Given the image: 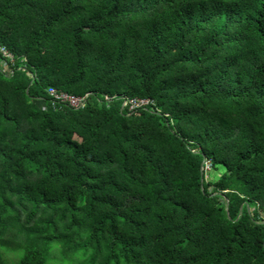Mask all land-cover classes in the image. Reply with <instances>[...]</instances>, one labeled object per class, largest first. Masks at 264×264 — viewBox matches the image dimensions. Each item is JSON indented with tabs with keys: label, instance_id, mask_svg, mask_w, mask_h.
Returning a JSON list of instances; mask_svg holds the SVG:
<instances>
[{
	"label": "trees",
	"instance_id": "1",
	"mask_svg": "<svg viewBox=\"0 0 264 264\" xmlns=\"http://www.w3.org/2000/svg\"><path fill=\"white\" fill-rule=\"evenodd\" d=\"M0 41V264H264V0H0Z\"/></svg>",
	"mask_w": 264,
	"mask_h": 264
},
{
	"label": "built area",
	"instance_id": "2",
	"mask_svg": "<svg viewBox=\"0 0 264 264\" xmlns=\"http://www.w3.org/2000/svg\"><path fill=\"white\" fill-rule=\"evenodd\" d=\"M25 59L23 63H25ZM18 59L14 56L0 41V70L5 75L13 73V68H17ZM23 66H25L23 64ZM49 93L59 102L65 103L69 106L75 108H81L86 104L87 96L90 92L86 93L84 96H77L74 94H68L65 91H58L56 89H49ZM110 99L109 96H106ZM153 100L151 98H128L125 101L126 105H131L132 108H138L152 104ZM212 165L210 162L206 163V168L211 169Z\"/></svg>",
	"mask_w": 264,
	"mask_h": 264
},
{
	"label": "rangeland",
	"instance_id": "3",
	"mask_svg": "<svg viewBox=\"0 0 264 264\" xmlns=\"http://www.w3.org/2000/svg\"><path fill=\"white\" fill-rule=\"evenodd\" d=\"M114 97H115V96H114ZM132 98H149V97H132ZM124 99H125V101H126V99H128V98H126V96H125ZM153 102H154V101H153ZM152 104H153V103H152ZM150 105H151V104H149V105H147V106H150ZM124 106H129L130 109H132V110H134V109H138V108L146 107V106H143V107H138V108H132L131 105H126L125 102H124ZM210 171L213 172V170H210Z\"/></svg>",
	"mask_w": 264,
	"mask_h": 264
}]
</instances>
